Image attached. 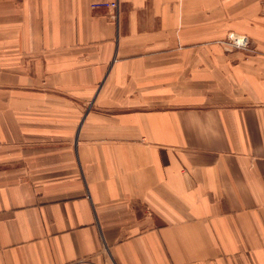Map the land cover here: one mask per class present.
I'll return each instance as SVG.
<instances>
[{"label":"crops","instance_id":"obj_1","mask_svg":"<svg viewBox=\"0 0 264 264\" xmlns=\"http://www.w3.org/2000/svg\"><path fill=\"white\" fill-rule=\"evenodd\" d=\"M0 264H264V0H0Z\"/></svg>","mask_w":264,"mask_h":264},{"label":"built area","instance_id":"obj_2","mask_svg":"<svg viewBox=\"0 0 264 264\" xmlns=\"http://www.w3.org/2000/svg\"><path fill=\"white\" fill-rule=\"evenodd\" d=\"M112 5V7H117V3H112L111 4ZM233 37H235L233 40H234V44L236 45V46H238V47H242V48H245V47H247L248 46V39L246 38V37H243L242 39H239V38H237L236 36H234L233 35Z\"/></svg>","mask_w":264,"mask_h":264},{"label":"rangeland","instance_id":"obj_3","mask_svg":"<svg viewBox=\"0 0 264 264\" xmlns=\"http://www.w3.org/2000/svg\"><path fill=\"white\" fill-rule=\"evenodd\" d=\"M233 35H234V34L230 35L229 40H230V42H231L232 45L236 46V45L234 44V40H233V39H234L235 37H233ZM234 36H236L237 38L240 37L239 39H242L243 37H246V38L248 39V46L245 47V48H248V47H249L250 42H251L249 37H247V36H240V35H234ZM236 47H238V46H236ZM238 48L243 49L242 47H238Z\"/></svg>","mask_w":264,"mask_h":264}]
</instances>
